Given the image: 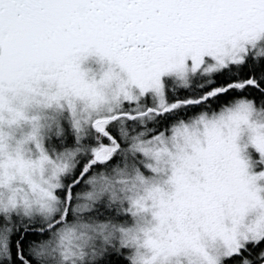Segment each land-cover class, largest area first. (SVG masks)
Returning <instances> with one entry per match:
<instances>
[{
  "label": "snow or ice",
  "instance_id": "1",
  "mask_svg": "<svg viewBox=\"0 0 264 264\" xmlns=\"http://www.w3.org/2000/svg\"><path fill=\"white\" fill-rule=\"evenodd\" d=\"M249 144L264 0H0V264H264Z\"/></svg>",
  "mask_w": 264,
  "mask_h": 264
},
{
  "label": "rangeland",
  "instance_id": "2",
  "mask_svg": "<svg viewBox=\"0 0 264 264\" xmlns=\"http://www.w3.org/2000/svg\"><path fill=\"white\" fill-rule=\"evenodd\" d=\"M82 66L85 68H91L93 70L99 71V69L101 67V61L99 60L98 57L93 55V56L88 57ZM166 77H171V76L166 75L163 79H165ZM61 123L64 127L65 133L67 134L69 131L68 129H71V122L68 119L67 112H65L64 119L61 121ZM56 137H59V136H56ZM52 138L53 137H51L49 139H52ZM49 139H45V146L46 147H47V142L49 141ZM243 155L249 161L250 171L259 172L262 169H264V162L260 161V159H259L260 154L256 151V149L251 144H249L247 146V148L244 150ZM259 183L264 184V180L259 181ZM131 223H129V224H131Z\"/></svg>",
  "mask_w": 264,
  "mask_h": 264
},
{
  "label": "trees",
  "instance_id": "3",
  "mask_svg": "<svg viewBox=\"0 0 264 264\" xmlns=\"http://www.w3.org/2000/svg\"><path fill=\"white\" fill-rule=\"evenodd\" d=\"M164 81H165L166 85H168V84H172V82H173V77H166V78L164 79ZM179 91H180L182 94H187L188 89L181 87V88L179 89ZM168 95H169V97H172L173 93H172L171 91H169ZM199 111H200V108H199V107H193V108L190 110V112H191L192 114L197 113V112H199ZM68 130H69L68 133H67V137H68V139H67L66 143H71V141L74 139V135L72 134V130H71V129H68ZM60 140H61V137H53V138L51 139V143H52L54 146L59 147V146H60V144H59ZM48 144H49V141L47 142V146H48ZM113 211H114V210H113ZM118 218L121 219V220H125V221H127L128 223H131V222H132V217L130 216V214H124V215L119 216ZM124 251L127 253V252H129L130 250H129V249H125ZM117 264H130V262L127 260L126 257H121V258L117 261Z\"/></svg>",
  "mask_w": 264,
  "mask_h": 264
},
{
  "label": "clouds",
  "instance_id": "4",
  "mask_svg": "<svg viewBox=\"0 0 264 264\" xmlns=\"http://www.w3.org/2000/svg\"><path fill=\"white\" fill-rule=\"evenodd\" d=\"M87 191H88V190L86 189L85 192L82 193L81 195H82V196H85Z\"/></svg>",
  "mask_w": 264,
  "mask_h": 264
}]
</instances>
